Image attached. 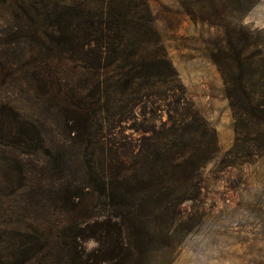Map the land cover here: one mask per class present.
<instances>
[{"label":"rangeland","instance_id":"rangeland-1","mask_svg":"<svg viewBox=\"0 0 264 264\" xmlns=\"http://www.w3.org/2000/svg\"><path fill=\"white\" fill-rule=\"evenodd\" d=\"M110 1L0 0V264H62L57 247L75 223L108 220L129 240L123 264H264V112L251 116L243 95L232 108L210 58L223 60L242 27L264 42V0H145L167 86L138 92L134 109L122 57L93 44L86 24ZM253 50L247 91L264 107ZM73 59L96 68L79 78ZM46 64L63 92L99 78L101 130L90 137L104 139L94 155L44 102L33 77ZM40 236L53 248L31 259ZM81 244L83 258L98 246Z\"/></svg>","mask_w":264,"mask_h":264},{"label":"trees","instance_id":"trees-1","mask_svg":"<svg viewBox=\"0 0 264 264\" xmlns=\"http://www.w3.org/2000/svg\"><path fill=\"white\" fill-rule=\"evenodd\" d=\"M112 1L105 11L90 15L86 24L94 33L91 41L93 44L98 46L104 41L110 42L114 45L115 61L123 59L121 64L125 77L123 84L126 90L134 96V99L128 101L130 107L134 109L137 106L138 92L157 85L159 88L167 86V81L161 82V78H165L166 69L164 68L168 66V63L160 38L153 28V19L146 1L121 0V3L116 5H112ZM241 34H244V38L233 36L228 38L227 51L224 52L223 49L221 51L225 55L223 60L211 53L210 58L224 79L225 95L230 101V106L234 108L237 105L238 95H243L249 114L254 116L255 111L264 112V107L262 105L260 107L252 92L247 91L249 82L247 83L245 70H248L252 76L258 71L251 69L252 61L246 57L245 53L248 48H253V56L257 57L264 67V42L257 43L256 37L245 27L241 28ZM145 46L152 47L155 52L144 56ZM125 52H127V59ZM73 62L79 78L83 76L82 71L96 68L92 67L93 63L85 67L80 59H73ZM46 66L47 64L37 72L35 71L33 77L34 82L44 89L46 96L44 102L52 104V108L63 118L65 128L73 135L69 138L77 144H84L85 148L89 149V154L94 155L99 139H104V137H90L96 126L101 130L99 113L102 109V94L99 91V78L86 76L81 87L76 91L63 92V86L59 84V81L53 80ZM82 90L89 91L90 101L87 105L81 103ZM199 119L195 116L193 122ZM51 160L53 167L58 165V158L52 156ZM121 234V225L110 220L84 223L83 227L75 223L73 228L64 234L65 241L57 247L64 259L62 264H86L89 261L91 264H108L114 260L119 264L125 263L131 256V248L129 240L127 239V242ZM88 239H94L98 246L93 252L88 253L86 258H83L84 250L81 241ZM36 241L38 248L31 259L36 258V254L53 248L47 238L40 236Z\"/></svg>","mask_w":264,"mask_h":264}]
</instances>
